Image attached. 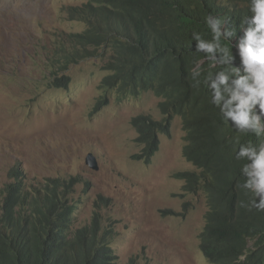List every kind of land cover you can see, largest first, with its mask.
I'll return each mask as SVG.
<instances>
[{
	"label": "trees",
	"instance_id": "1",
	"mask_svg": "<svg viewBox=\"0 0 264 264\" xmlns=\"http://www.w3.org/2000/svg\"><path fill=\"white\" fill-rule=\"evenodd\" d=\"M62 12L69 21L84 24V30L57 32L50 43L39 46L38 83L67 89L71 66L105 56L109 75L100 88L113 90L119 99L144 92L158 97L159 121L147 115L130 121L140 147L135 159L149 163L159 136L169 137L173 117L179 116L181 154L195 170L172 177L182 181L183 194L204 195L201 252L211 264H264V212L241 206L250 202L251 194L237 186L243 183L242 162L234 153L236 137L241 143L257 140L236 133L210 103L204 80L221 69L198 63L204 55L194 50L191 38L196 31L211 40L205 24L209 14L228 21L229 27L239 25L247 14L246 0H88ZM198 68L199 85L191 75ZM105 98L95 109L106 104ZM21 176L14 170L0 190V264H141L137 257L119 262L111 248L112 231L95 212L88 224L77 222L76 210L84 198L72 199L75 178L25 184ZM86 188L82 195H87Z\"/></svg>",
	"mask_w": 264,
	"mask_h": 264
},
{
	"label": "rangeland",
	"instance_id": "2",
	"mask_svg": "<svg viewBox=\"0 0 264 264\" xmlns=\"http://www.w3.org/2000/svg\"><path fill=\"white\" fill-rule=\"evenodd\" d=\"M87 1L0 0V190L14 170L25 184L75 178L72 199L84 198L77 222L88 224L95 212L112 231L120 263L137 257L141 264H211L198 240L204 196L183 194L182 181L172 177L194 170L181 154L180 119L145 163L135 159L140 147L130 121L159 119V99L150 92L119 99L100 88L109 75L105 56L71 66L67 89L38 83L39 46L57 32H82L84 25L62 10ZM102 97L106 104L95 109ZM88 154L97 170L85 163Z\"/></svg>",
	"mask_w": 264,
	"mask_h": 264
},
{
	"label": "clouds",
	"instance_id": "3",
	"mask_svg": "<svg viewBox=\"0 0 264 264\" xmlns=\"http://www.w3.org/2000/svg\"><path fill=\"white\" fill-rule=\"evenodd\" d=\"M246 8L247 14L235 27L209 14L205 24L212 34L211 40L204 39L203 34L196 31L191 38L195 41L194 50L204 55V61L198 63L202 65L207 61L210 68L221 69L215 73L210 71L204 80L210 90V103L236 133L252 135L257 140L256 143H241L239 136L234 140L235 160L242 162L240 175L243 177V183L237 186L251 194L250 202L247 205L241 202L242 207L264 212V0H246ZM224 41L231 44V50ZM200 74L199 68L191 73L197 85ZM177 117L182 129L181 118L174 116L173 120ZM160 119L161 114L154 120ZM182 132L183 141V129Z\"/></svg>",
	"mask_w": 264,
	"mask_h": 264
},
{
	"label": "water",
	"instance_id": "4",
	"mask_svg": "<svg viewBox=\"0 0 264 264\" xmlns=\"http://www.w3.org/2000/svg\"><path fill=\"white\" fill-rule=\"evenodd\" d=\"M85 163L87 164V166H89L90 168L97 170V164H96V160L95 157L92 154H88L85 158Z\"/></svg>",
	"mask_w": 264,
	"mask_h": 264
}]
</instances>
